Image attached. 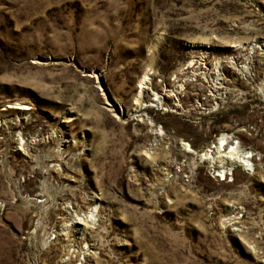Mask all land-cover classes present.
Instances as JSON below:
<instances>
[{
    "label": "rangeland",
    "instance_id": "374dc122",
    "mask_svg": "<svg viewBox=\"0 0 264 264\" xmlns=\"http://www.w3.org/2000/svg\"><path fill=\"white\" fill-rule=\"evenodd\" d=\"M0 264H264V0H0Z\"/></svg>",
    "mask_w": 264,
    "mask_h": 264
},
{
    "label": "bare ground",
    "instance_id": "6f19581e",
    "mask_svg": "<svg viewBox=\"0 0 264 264\" xmlns=\"http://www.w3.org/2000/svg\"><path fill=\"white\" fill-rule=\"evenodd\" d=\"M148 81H149V77L147 73L146 74L144 73V76L141 78L139 83L140 91L141 89L147 88ZM214 88H218V85H214ZM26 107L28 106L25 105L22 108H26ZM225 144H226L225 142L223 144L219 143L218 146L219 155H217L216 157L215 155L213 156V159L215 161L212 159L209 160L211 158L209 152L208 153L205 152L201 154L200 159L209 160L211 165H217L223 168L231 167L234 164H238L240 162L246 164L249 156L245 155L243 150L234 148L232 144L228 146H226ZM219 171L221 170L219 169ZM69 219H70L69 224L81 223V222L85 223L84 221H93L95 219V216L93 215L92 211H90L87 215H85V217L70 216Z\"/></svg>",
    "mask_w": 264,
    "mask_h": 264
}]
</instances>
